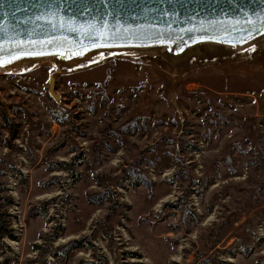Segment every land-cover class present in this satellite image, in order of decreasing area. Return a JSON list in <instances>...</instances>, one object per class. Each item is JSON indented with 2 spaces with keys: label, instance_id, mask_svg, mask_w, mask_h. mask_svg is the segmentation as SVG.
<instances>
[{
  "label": "rangeland",
  "instance_id": "rangeland-1",
  "mask_svg": "<svg viewBox=\"0 0 264 264\" xmlns=\"http://www.w3.org/2000/svg\"><path fill=\"white\" fill-rule=\"evenodd\" d=\"M166 66L0 75V264H264V60Z\"/></svg>",
  "mask_w": 264,
  "mask_h": 264
},
{
  "label": "water",
  "instance_id": "water-1",
  "mask_svg": "<svg viewBox=\"0 0 264 264\" xmlns=\"http://www.w3.org/2000/svg\"><path fill=\"white\" fill-rule=\"evenodd\" d=\"M143 51L172 69L264 60V0H0V75Z\"/></svg>",
  "mask_w": 264,
  "mask_h": 264
},
{
  "label": "bare ground",
  "instance_id": "bare-ground-1",
  "mask_svg": "<svg viewBox=\"0 0 264 264\" xmlns=\"http://www.w3.org/2000/svg\"><path fill=\"white\" fill-rule=\"evenodd\" d=\"M240 56H245V57H246V56H248V55H236L234 58H236V57H239V58H240ZM234 58H233V59H234ZM242 58H243V57H242ZM32 67H33V66H32ZM16 72H20V71H16ZM13 73H15V72H13Z\"/></svg>",
  "mask_w": 264,
  "mask_h": 264
},
{
  "label": "snow or ice",
  "instance_id": "snow-or-ice-1",
  "mask_svg": "<svg viewBox=\"0 0 264 264\" xmlns=\"http://www.w3.org/2000/svg\"><path fill=\"white\" fill-rule=\"evenodd\" d=\"M101 54H103V53H101Z\"/></svg>",
  "mask_w": 264,
  "mask_h": 264
}]
</instances>
